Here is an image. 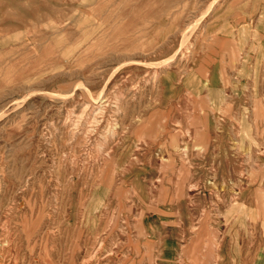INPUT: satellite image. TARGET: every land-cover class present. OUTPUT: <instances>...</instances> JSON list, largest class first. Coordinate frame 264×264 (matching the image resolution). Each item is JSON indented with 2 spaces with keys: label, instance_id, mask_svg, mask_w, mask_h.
I'll use <instances>...</instances> for the list:
<instances>
[{
  "label": "rangeland",
  "instance_id": "1",
  "mask_svg": "<svg viewBox=\"0 0 264 264\" xmlns=\"http://www.w3.org/2000/svg\"><path fill=\"white\" fill-rule=\"evenodd\" d=\"M0 179V264H264V0H0Z\"/></svg>",
  "mask_w": 264,
  "mask_h": 264
},
{
  "label": "bare ground",
  "instance_id": "2",
  "mask_svg": "<svg viewBox=\"0 0 264 264\" xmlns=\"http://www.w3.org/2000/svg\"><path fill=\"white\" fill-rule=\"evenodd\" d=\"M174 16H175V15H174ZM73 19H74V18H73ZM193 23H194V22H193ZM184 24H185V23H184ZM195 25H196V24H195ZM188 26H189V24H188ZM184 27H185V26H184ZM199 28H200V27H199ZM195 29H196V28H195ZM191 31H192V30H191ZM21 32H22V31H21ZM202 32H203V31H202ZM200 36H201V35H200ZM242 36H243V35H242ZM168 37H169V36H168ZM180 39H182V38H180ZM185 40H186V39H185ZM180 41H181V40H180ZM179 44H180V43H179ZM183 45H184V43H183ZM179 46H180V45H179ZM179 46H178V48H179ZM180 47H181V46H180ZM187 47H188V46H187ZM189 48H190V47H189ZM191 48H192V47H191ZM184 49H185V48H184ZM187 49H188V48H187ZM177 50H178V49H177ZM179 51H180V50H179ZM179 51H178V52H179ZM175 52H176V51H175ZM186 52H187V50H186ZM179 54H180V53H179ZM182 54H183V53H182ZM182 54H181V55H182ZM187 54H188V53H187ZM174 55H175V54H174ZM32 56H33V55H32ZM172 58H173V57H172ZM174 59H175V58H174ZM124 60H125V59H124ZM184 60H185V59H184ZM116 61H117V60H116ZM132 61H133V59H132ZM188 61H189V60H188ZM179 62H180V61H179ZM121 63H122V62H121ZM129 63H130V62H129ZM132 63H133V62H132ZM134 63H135V62H134ZM159 63H160V62H159ZM148 64H149V63H148ZM185 64H186V63H185ZM140 65H141V64H140ZM143 65H144V64H143ZM161 65H162V64H161ZM150 66H152V65H150ZM165 66H166V65H165ZM160 67H161V66H160ZM179 67H180V66H179ZM163 69H164V68H163ZM56 70H57V69H56ZM90 70H91V69H90ZM46 72L48 73L49 71H46ZM153 72H154V71H153ZM47 73H46V74H47ZM44 74H45V73H44ZM46 74H45V75H46ZM153 74H154V73H153ZM157 74H158V73H157ZM101 75H102V74H101ZM151 75H152V74H151ZM151 75H150L149 77H151ZM153 76H154V75H153ZM157 76H159V74H158ZM110 77H111V76H110ZM135 77H136V76H135ZM31 79H35V78H31ZM153 80H154V79H152L151 81H153ZM34 81H35V80H34ZM151 81H150V82H151ZM155 81H156V79H155ZM87 82H88V81H87ZM132 82H133V81H132ZM145 82H147V81L145 80ZM148 82H149V81H148ZM27 83H28V82H27ZM29 83H30V81H29ZM155 83H156V82H155ZM24 84H25V83H24ZM30 84H31V83H30ZM77 84H78V83H77ZM85 84H87V83H85ZM152 84H153V83H152ZM35 85H36V84H35ZM79 85H80V84H79ZM79 85H77V86H78L77 88H79ZM26 86H27V85H26ZM81 86H82V85H81ZM148 86H149V85H148ZM21 88H22V87H21ZM27 88H28V87H27ZM38 88H39V87H38ZM128 88H129V87H128ZM153 88H154V87H153ZM24 89H25V88H24ZM137 90H138V89H137ZM145 90H146V89H145ZM135 91H136V90H135ZM142 91H143V90H142ZM36 92H37V91H36ZM36 92H35V93H36ZM152 92H153V91H152ZM72 94H73V91H72ZM98 94H99V93H98ZM101 94H102V92H101ZM99 95H100V94H99ZM113 95H114V94H113ZM58 96H59V95H58ZM72 96H73V95H72ZM115 96H116V95H115ZM119 96H120V95H119ZM88 97H89V95H88ZM98 97H99V96H98ZM116 97H117V96H116ZM120 97H121V96H120ZM99 98H100V97H99ZM70 99H71V98H70ZM99 100H100V99H99ZM116 102H117V101H116ZM86 105H87V104H86ZM85 107H86V106H85ZM85 107H84V109H85ZM97 107L99 108L100 106H97ZM113 107H114V106H113ZM92 108H94V107L92 106L91 109H92ZM116 108H117V107H116ZM73 109H74V108H73ZM75 110H77V109H75ZM81 110L84 111L83 108H82ZM70 111H71V110H70ZM82 111H81V112H82ZM90 111H91V110H90ZM96 111H97V110H96ZM99 111H100V110H99ZM66 112H67V111H66ZM71 112H73V111H71ZM94 112H95V111H94ZM82 113H83V112H82ZM90 113H91V112H90ZM97 113H98V112H97ZM110 113H111V112H110ZM69 114H70V113H69ZM79 114H80V113H79ZM85 114H86V113H85ZM86 115H87V114H86ZM88 115H89V114H88ZM92 115H94V114H92ZM95 115H96V114H95ZM112 115H113V114H112ZM120 115H121V114H120ZM59 116H60V115H59ZM66 116H67V115H66ZM68 117H69V115H68ZM71 117H72V116H71ZM80 117H81V116L79 115L78 118H80ZM96 117H97V116H96ZM66 118H67V117H66ZM76 118H77V117H76ZM86 118H87V117H86ZM69 119H71V118H69ZM65 120H66V119H65ZM67 120H68V119H67ZM75 120L78 121V119H75ZM95 120H96V119H95ZM95 120H94V122H96ZM113 120H114V119H113ZM72 121H73V120H72ZM77 121H76V122H77ZM88 121H89V120H88ZM65 122H66V121H65ZM111 123H112V121H111ZM67 124H68V123H67ZM72 124H73V123H72ZM72 124H71V125H72ZM96 124H97V123H96ZM47 125H48V124H47ZM71 125H70V126H71ZM77 125H78V124H77ZM81 125H82V124H81ZM81 125H80V126H81ZM90 125H91V124H90ZM93 125H94V124H93ZM73 126H74V125H73ZM91 126H92V125H91ZM112 126H113V125H112ZM112 126H110V128H111ZM76 127H77V126H75V128H76ZM82 127H83V126H82ZM92 128H93V127H92ZM92 128H91V129H92ZM112 128H113V127H112ZM78 129H79V128H78ZM80 129H82V128H80ZM88 129H89V128H88ZM89 130H90V129H89ZM87 131H88V130H87ZM111 131H112V130H111ZM69 132H70V131H69ZM69 132H68V133H69ZM81 132H82V131H81ZM81 132H80V133H81ZM111 133H112V132H111ZM78 134H79V133H78ZM100 134H101V133H100ZM111 136H112V135H111ZM111 138H112V137H111ZM98 142H99V141H98ZM98 148H99V147H98ZM99 151H100V150H99ZM98 153H99V152H98ZM0 180H1V179H0ZM1 184H2V183H1ZM38 219H40V218H38ZM35 221H36V220H35ZM37 223H38V222H37ZM1 224H2V223H1ZM13 225H14V224H13ZM14 226H15V225H14ZM34 228H35V227H34ZM16 229H17V228H16ZM16 231H17V230H16ZM32 231H33V229H32ZM28 232H29V231H28ZM47 232H48V231H47ZM30 233H31V232H30ZM0 242H1V241H0ZM147 242H148V241H147ZM178 251H179V250H178ZM178 251H177V252H178ZM182 256H183V255H182ZM88 260H89V259H88Z\"/></svg>",
  "mask_w": 264,
  "mask_h": 264
}]
</instances>
